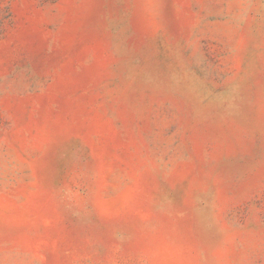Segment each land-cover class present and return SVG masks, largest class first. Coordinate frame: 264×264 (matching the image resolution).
I'll use <instances>...</instances> for the list:
<instances>
[{
	"label": "rangeland",
	"instance_id": "rangeland-1",
	"mask_svg": "<svg viewBox=\"0 0 264 264\" xmlns=\"http://www.w3.org/2000/svg\"><path fill=\"white\" fill-rule=\"evenodd\" d=\"M0 264H264V0H0Z\"/></svg>",
	"mask_w": 264,
	"mask_h": 264
}]
</instances>
